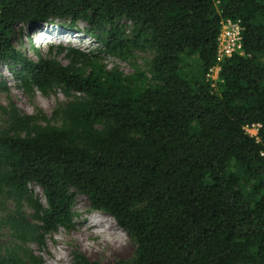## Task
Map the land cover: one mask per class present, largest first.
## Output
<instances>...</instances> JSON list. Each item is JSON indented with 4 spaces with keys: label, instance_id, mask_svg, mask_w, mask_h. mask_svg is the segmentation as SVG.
Masks as SVG:
<instances>
[{
    "label": "trees",
    "instance_id": "1",
    "mask_svg": "<svg viewBox=\"0 0 264 264\" xmlns=\"http://www.w3.org/2000/svg\"><path fill=\"white\" fill-rule=\"evenodd\" d=\"M224 19L238 22L242 53L218 62ZM77 21L111 56L149 50L148 82L65 44H47L46 56L33 47L35 61L16 48L18 28ZM263 57L264 0H0V64L25 91L72 96L60 125L8 110L0 193L15 200L4 219L13 236L43 246L70 222L79 192L133 241L129 263L108 264H264ZM215 65L212 87L205 74ZM254 123L259 142L245 130ZM40 262L28 249L0 255V264ZM73 264L99 263L76 254Z\"/></svg>",
    "mask_w": 264,
    "mask_h": 264
},
{
    "label": "rangeland",
    "instance_id": "2",
    "mask_svg": "<svg viewBox=\"0 0 264 264\" xmlns=\"http://www.w3.org/2000/svg\"><path fill=\"white\" fill-rule=\"evenodd\" d=\"M68 23V20H59ZM126 25V32L130 34L132 24L126 19H121ZM85 23L77 21L74 29H67L59 23L40 24L31 28H18L15 39L18 41L16 48L27 58L35 61L37 56L33 47L40 48L42 56L47 55V44H65L77 48L83 52L97 54L100 62L107 68H117L124 76L133 75L136 71L142 72L150 78V59L152 53L149 50H133L125 58L111 56L103 51L99 42L85 33ZM225 20H222L221 34L228 28ZM71 37H68V36ZM88 38V39H86ZM222 38H226L222 37ZM51 55L54 54V50ZM62 63L67 64L65 54L56 55ZM264 62V57L262 58ZM191 66L194 58L187 60ZM72 96H65L60 89H56L48 95H42L36 89L25 91L17 86L12 71L5 64H0V131L9 126L8 110L11 104L16 106L21 114L32 115L41 113L46 117L44 123L60 125L62 123L61 109ZM99 126V125H97ZM260 127L256 124L249 126V135L258 142L261 140ZM34 194L45 205V199L41 188L31 183L29 185ZM22 210L26 218L32 223H38L33 217V210L23 200ZM15 210V200L8 192L0 193V255L7 256L12 250L22 256L23 250L28 249L40 258V264H73L74 256L80 254L99 264L117 263L129 261L134 255V244L129 235L116 225L112 217L104 212L90 208L85 195L74 192L70 207L71 219L66 226H58L55 231L45 234V244L38 245L34 241H18L12 233L8 222H5L8 214ZM19 248V249H18ZM30 264V263H29ZM247 264V263H236Z\"/></svg>",
    "mask_w": 264,
    "mask_h": 264
},
{
    "label": "built area",
    "instance_id": "3",
    "mask_svg": "<svg viewBox=\"0 0 264 264\" xmlns=\"http://www.w3.org/2000/svg\"><path fill=\"white\" fill-rule=\"evenodd\" d=\"M226 21V24H228V28L226 31H224V34L219 33L217 37V60L218 62L223 59L224 57H229L233 53L241 54V42H240V26L238 22H233L228 19H224ZM222 24V21H221ZM226 38H222L225 37ZM218 66L215 65L214 67H211L208 69V71L205 74V79L210 82V85L212 87L215 86L216 80H218ZM256 124V126L260 127L259 124ZM252 125V124H251ZM246 132L249 133V126L245 127ZM260 155L264 156V152H260Z\"/></svg>",
    "mask_w": 264,
    "mask_h": 264
},
{
    "label": "bare ground",
    "instance_id": "4",
    "mask_svg": "<svg viewBox=\"0 0 264 264\" xmlns=\"http://www.w3.org/2000/svg\"><path fill=\"white\" fill-rule=\"evenodd\" d=\"M68 37H71V36L69 35ZM86 39H88V38H86Z\"/></svg>",
    "mask_w": 264,
    "mask_h": 264
}]
</instances>
